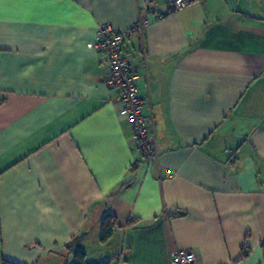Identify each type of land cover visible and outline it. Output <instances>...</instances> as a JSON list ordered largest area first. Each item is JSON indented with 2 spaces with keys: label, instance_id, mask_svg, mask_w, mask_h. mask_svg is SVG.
<instances>
[{
  "label": "crops",
  "instance_id": "crops-1",
  "mask_svg": "<svg viewBox=\"0 0 264 264\" xmlns=\"http://www.w3.org/2000/svg\"><path fill=\"white\" fill-rule=\"evenodd\" d=\"M175 1L0 0V264H73L81 235L89 264H264V0ZM139 18L154 163L94 46Z\"/></svg>",
  "mask_w": 264,
  "mask_h": 264
},
{
  "label": "built area",
  "instance_id": "built-area-1",
  "mask_svg": "<svg viewBox=\"0 0 264 264\" xmlns=\"http://www.w3.org/2000/svg\"><path fill=\"white\" fill-rule=\"evenodd\" d=\"M204 0H176L172 10H181ZM156 0H143V8L156 13ZM162 14H157L161 17ZM148 21L142 18L127 31H121L105 22L97 27L95 48L102 52L108 62V84L118 94L122 104L120 115L126 118L133 129V139L145 159L154 163L158 149L153 121L148 117L139 92V75L127 58L126 42L135 35H142ZM170 264H198L197 254L190 249H176L170 254Z\"/></svg>",
  "mask_w": 264,
  "mask_h": 264
},
{
  "label": "trees",
  "instance_id": "trees-1",
  "mask_svg": "<svg viewBox=\"0 0 264 264\" xmlns=\"http://www.w3.org/2000/svg\"><path fill=\"white\" fill-rule=\"evenodd\" d=\"M118 226L115 216L107 214L101 223V241L107 242L114 234L116 227ZM84 235L75 237L69 244L68 248L74 251V263L73 264H89L87 260V254L84 250L77 248L78 244L82 240ZM246 255V252H245ZM3 264H16L10 261H4ZM103 264H110L109 262Z\"/></svg>",
  "mask_w": 264,
  "mask_h": 264
},
{
  "label": "snow or ice",
  "instance_id": "snow-or-ice-1",
  "mask_svg": "<svg viewBox=\"0 0 264 264\" xmlns=\"http://www.w3.org/2000/svg\"><path fill=\"white\" fill-rule=\"evenodd\" d=\"M37 2H43V0H37Z\"/></svg>",
  "mask_w": 264,
  "mask_h": 264
}]
</instances>
